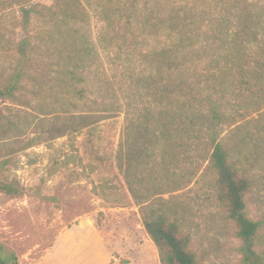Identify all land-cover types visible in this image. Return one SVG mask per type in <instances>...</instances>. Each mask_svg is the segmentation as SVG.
<instances>
[{
    "label": "trees",
    "instance_id": "1",
    "mask_svg": "<svg viewBox=\"0 0 264 264\" xmlns=\"http://www.w3.org/2000/svg\"><path fill=\"white\" fill-rule=\"evenodd\" d=\"M49 1L44 7L32 0H1L18 8L21 37L12 74L0 85V101L22 102L20 93L28 91L27 81L37 83L36 74L45 82L60 80L54 73L72 81L95 79L104 95L88 109L124 115L119 169L159 264L199 261L179 221L150 201L146 186L166 172L156 168L159 157L176 168L179 154L203 139L211 149L204 157V171L214 174L211 200L235 227L239 264H264V251L256 246L261 223L247 216L244 202L250 181L220 138L222 126L236 120L226 111H238L239 99L253 91L251 81H264V61L252 54L264 34L262 13L251 0H216L215 15L202 23L206 12L182 0ZM90 13L101 24L96 41ZM102 42L110 51L107 67L97 48ZM131 57L142 69L125 76L119 66ZM64 92L80 99L84 93ZM0 264H16V258L0 256Z\"/></svg>",
    "mask_w": 264,
    "mask_h": 264
},
{
    "label": "rangeland",
    "instance_id": "2",
    "mask_svg": "<svg viewBox=\"0 0 264 264\" xmlns=\"http://www.w3.org/2000/svg\"><path fill=\"white\" fill-rule=\"evenodd\" d=\"M32 1L50 6L49 0ZM251 1L264 19V0ZM185 2L206 12L202 23L216 13V0ZM19 17L17 7L0 0V85L14 68ZM90 18L96 41L101 24L93 13ZM260 39L252 54L264 61V34ZM97 48L107 67L106 42ZM119 67L126 76L142 69V63L131 57ZM37 75V83L27 81L28 91L20 93L22 102L0 101V256L14 255L16 264H53L57 246L63 243L56 242L59 237L73 240L67 250L74 251L79 247L70 244L84 249L85 238L95 234L112 248L111 264H159L119 169L122 111L88 109L104 95L92 76L72 81L54 73L60 80L45 82ZM251 83L253 91L239 99L238 111H226L236 120L222 126L220 138L239 173L250 181L244 196L246 213L261 223L256 246L264 251V81ZM71 88L83 90V97L64 92ZM191 144L179 154L176 168L158 158L156 168L166 172L146 186L150 201L179 221L199 264H239L235 227L211 200L214 174L204 171V157L211 149L203 139ZM80 253L76 262L83 263Z\"/></svg>",
    "mask_w": 264,
    "mask_h": 264
},
{
    "label": "crops",
    "instance_id": "3",
    "mask_svg": "<svg viewBox=\"0 0 264 264\" xmlns=\"http://www.w3.org/2000/svg\"><path fill=\"white\" fill-rule=\"evenodd\" d=\"M63 237H59L56 241L59 242L62 239L63 243H59L57 246V255L53 260V264H111L113 259L112 248L104 239L102 240L100 235L93 234L90 236L89 234L87 239L85 238L87 248L85 247L84 249H81L78 243L75 245L70 244L71 247H79V249L77 248L78 250L75 249L74 251L67 250L69 248L68 243L73 244V240L66 241L67 238L64 237V240ZM78 252H81L79 257L83 259V263L76 262Z\"/></svg>",
    "mask_w": 264,
    "mask_h": 264
}]
</instances>
